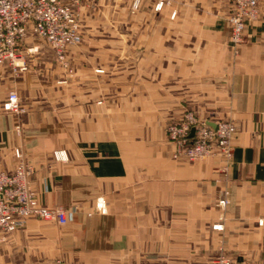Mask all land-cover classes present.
<instances>
[{
    "label": "crops",
    "instance_id": "1",
    "mask_svg": "<svg viewBox=\"0 0 264 264\" xmlns=\"http://www.w3.org/2000/svg\"><path fill=\"white\" fill-rule=\"evenodd\" d=\"M164 2L113 10L126 20L70 50L72 74L37 38L26 71L0 67V172L20 149L40 202L72 212L0 235V264H264V0L237 51L232 0ZM190 110L236 124L230 161L174 159L166 127Z\"/></svg>",
    "mask_w": 264,
    "mask_h": 264
},
{
    "label": "built area",
    "instance_id": "2",
    "mask_svg": "<svg viewBox=\"0 0 264 264\" xmlns=\"http://www.w3.org/2000/svg\"><path fill=\"white\" fill-rule=\"evenodd\" d=\"M91 0H0V67L26 71L21 47L29 38H37L53 49L58 60L69 70L68 52L83 43L79 9ZM228 16L231 41L237 51L246 39V32L259 20V0H232ZM141 0L134 1V9ZM72 73V70H69ZM6 109L12 113L24 112L19 94L11 90ZM175 145L174 159L194 163L210 158L228 162L233 156V138L237 132L234 122L210 120L196 112L185 111L180 118L166 127ZM193 133V134H192ZM18 160L12 173L0 172V235H9L24 229L32 219L67 224L72 212L63 207L42 204L32 185L34 167L20 149L15 150ZM227 204L226 200L220 202ZM99 208L103 209L100 205ZM264 229V215L258 221ZM222 264H227L225 260Z\"/></svg>",
    "mask_w": 264,
    "mask_h": 264
},
{
    "label": "rangeland",
    "instance_id": "3",
    "mask_svg": "<svg viewBox=\"0 0 264 264\" xmlns=\"http://www.w3.org/2000/svg\"><path fill=\"white\" fill-rule=\"evenodd\" d=\"M134 1L135 0H91V2L85 3L79 9V20H80L83 40L85 39L86 36H88V38L89 37L91 38H98V37L114 38L115 36H113V34H116L115 32L116 28L114 26L115 18L120 17L126 20L127 16L126 15L125 16L115 15L113 10L130 7L133 11H138L141 7L150 5L149 3L150 0H141L140 7L138 9H134V6H133ZM164 3H165L164 0H157V3L155 4L156 10H160L163 7ZM83 7L87 8L86 9L87 11L82 21L81 10L84 9ZM105 8L111 9V11H108L109 14L104 15ZM175 16H176L175 13L172 14V17H175ZM104 21L107 22L108 28L110 27L109 25L111 24V30H112L111 32L105 33V32L99 31L100 30L99 26L102 24L101 22H104ZM58 62L61 65L63 70H66L68 72L69 70H72V73H73V69L71 65H70L71 69L68 70L59 60ZM61 85L62 84L60 83V86Z\"/></svg>",
    "mask_w": 264,
    "mask_h": 264
},
{
    "label": "water",
    "instance_id": "4",
    "mask_svg": "<svg viewBox=\"0 0 264 264\" xmlns=\"http://www.w3.org/2000/svg\"><path fill=\"white\" fill-rule=\"evenodd\" d=\"M193 134V133H192Z\"/></svg>",
    "mask_w": 264,
    "mask_h": 264
}]
</instances>
